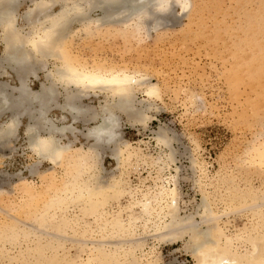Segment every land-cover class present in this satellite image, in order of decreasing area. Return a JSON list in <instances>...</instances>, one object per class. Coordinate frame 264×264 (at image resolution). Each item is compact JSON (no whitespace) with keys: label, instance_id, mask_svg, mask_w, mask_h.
Masks as SVG:
<instances>
[{"label":"bare ground","instance_id":"bare-ground-1","mask_svg":"<svg viewBox=\"0 0 264 264\" xmlns=\"http://www.w3.org/2000/svg\"><path fill=\"white\" fill-rule=\"evenodd\" d=\"M24 2L28 5L20 12L23 23L19 24L18 8ZM38 2L40 0H0V43L4 47L0 69L2 72L6 62L7 66L12 63L19 79L18 85L11 89L0 81V116L7 113L6 118L0 120V146L15 138L22 115L29 117L24 132L32 152L34 139L28 134L29 128L38 127L39 138L51 136L54 141L47 158L36 156V161L28 166L31 175L46 182V189L38 191L25 177L18 176L21 202L14 204V211L5 212L0 218V259L11 264H161L155 247L145 248L146 237L151 236L157 242L169 243L187 237L186 247L194 264H264V190L255 191L250 186L239 188L231 175L223 184L224 195L202 189L201 203L197 207L201 212L182 214L178 202L179 167L175 166V173L167 170V176L163 174L176 160L172 141L177 137L161 126L154 130L156 143L167 148L156 157L143 153L122 137V115H126L131 125L141 127L153 120L154 115L150 113L153 105L146 99L159 98V86L146 80L144 75L115 68L106 60L92 62L78 51L81 44L89 45L87 39L96 40L114 30L138 42L144 41L150 27L158 26L161 19L171 15L172 3L186 11L189 0H45L52 4V9L43 17L35 8ZM162 2L167 5L163 11L158 9ZM61 4L86 9V17L74 21L62 39L48 46L49 30H60L52 23V18L64 11ZM95 11L99 13L93 15ZM6 14L11 16L14 30L9 29ZM38 69L45 78L37 90H32L26 77L28 74L38 77ZM93 73L109 82L95 84L83 79ZM131 80L137 83L132 84ZM233 83H230L231 88ZM137 91L146 99L138 100ZM59 95L63 97L61 102L57 101ZM92 96L97 98V105L88 101ZM189 98L192 101V94ZM52 106L64 110L68 120L64 115H51ZM13 120L16 122L14 134L6 131V125ZM79 122L82 126L77 125ZM111 128L115 129V138L107 135ZM79 137L85 139L87 145H76ZM253 140L244 153L245 161L252 168L264 171V130ZM107 151L115 162L110 170L103 163ZM43 161L50 166L40 171L38 167ZM191 163L199 168L200 179L205 178L203 165L196 160ZM142 164L156 170L153 184L133 188L128 172L137 171ZM58 167L64 168L61 176L55 172ZM237 191L240 202L236 204L232 199ZM226 199L233 207L242 209L248 205L252 218L258 221L238 230L230 229L228 220H223L213 207L217 201ZM196 214L198 220L194 217ZM23 242L26 247L15 254L5 248L7 243ZM67 242L79 253L70 255L64 248Z\"/></svg>","mask_w":264,"mask_h":264},{"label":"rangeland","instance_id":"rangeland-1","mask_svg":"<svg viewBox=\"0 0 264 264\" xmlns=\"http://www.w3.org/2000/svg\"><path fill=\"white\" fill-rule=\"evenodd\" d=\"M189 3L188 11H182L178 4L172 3L171 15L161 19L157 28L148 25L150 28L144 41L138 42L114 30L96 40L87 39L89 45L81 44L79 50L74 48L92 62L106 60L115 68L144 75L146 80L159 86V98L146 99L141 91L136 92L138 100L145 98L153 105L150 113L154 118L149 126L131 125L126 115H122V137L154 157L167 150L156 143L154 130L161 126L177 137L172 141L176 160L163 174L175 173V166L179 167L178 202L182 214L201 212L197 207L201 203L202 189L224 195L223 184L231 175L239 188L250 186L255 191L264 190L263 169L249 166L244 155L255 136L264 130V0H189ZM27 5L22 4L20 11ZM232 69H235L234 76ZM232 76L236 78L233 80ZM232 82L237 85L234 87L233 83L231 88ZM191 94L192 101L189 100ZM88 101L98 104L96 97ZM25 124L23 119L15 138L0 146V218L4 217L3 213L14 211V204L21 202L19 175L38 191L46 189L45 181L28 172V166L37 157L25 138ZM78 139L76 145H87L85 139ZM106 153L103 163L110 170L115 162L108 156L109 152ZM191 160L203 165L205 178L200 179L199 168L192 165ZM40 165V171L50 166L45 161ZM55 172L61 176L64 168L58 167ZM155 174L156 170L142 164L137 171L128 172V180L133 188H145L153 184ZM232 200L236 204L240 202L238 191ZM231 206L227 199L217 201L213 206L223 220H228L230 229L238 230L258 221L256 217L252 218L248 205L242 209ZM75 212L79 213L77 209ZM194 217L199 219L198 214ZM186 240L187 237H183L172 243L157 242L147 236L145 248L154 246L160 253L161 264H194ZM71 246L68 242L64 244L70 255L79 253ZM25 247L24 242L5 244L10 254ZM82 255L86 257L85 252ZM0 264L11 263L0 259Z\"/></svg>","mask_w":264,"mask_h":264},{"label":"snow or ice","instance_id":"snow-or-ice-1","mask_svg":"<svg viewBox=\"0 0 264 264\" xmlns=\"http://www.w3.org/2000/svg\"><path fill=\"white\" fill-rule=\"evenodd\" d=\"M61 7L64 8V11L57 17L52 18V23L56 25V27L60 30L56 29H51L49 30L48 34V40L47 44L48 46L54 45L58 40L62 39L63 36L67 34V28L76 20L79 19H84L86 17V9L84 8H78L76 5H72L71 8L65 7L63 4L60 5ZM90 7V5H89ZM167 5L165 3H160L158 6V9L163 11ZM35 8L39 10L41 17L49 15L51 9H52V4L45 2V0H40L35 5ZM7 15L8 19V27L9 29L14 30V23L12 21V18L10 15ZM143 17H141L142 19ZM47 23V22H45ZM83 79L89 83H95V84H102V83H108L109 81L103 80L98 74H90L86 75L83 77ZM143 83L144 81H140ZM132 84L137 83L135 80H131ZM73 112L76 111V109H72ZM16 129V122L13 120L11 124L6 125V131H11L12 134L15 133ZM28 134H30L33 139H34V147H33V152L39 159H45L48 157V155L51 153L53 146H54V141L51 138V136H48L47 138H39L41 136V130L37 128H29ZM90 135L92 133H89ZM107 135L110 138H115V129L111 128L108 130ZM100 140L103 139V136L99 137ZM167 142V141H166ZM39 161H37L38 163ZM175 203V201H174ZM193 229L194 232L193 234L195 235L196 232V225L193 220Z\"/></svg>","mask_w":264,"mask_h":264},{"label":"crops","instance_id":"crops-1","mask_svg":"<svg viewBox=\"0 0 264 264\" xmlns=\"http://www.w3.org/2000/svg\"><path fill=\"white\" fill-rule=\"evenodd\" d=\"M24 4H25V2H24ZM23 4V5H24ZM22 6V5H21ZM20 8V7H19ZM18 8V22H19V24H22L23 23V20H22V18H21V15H22V13H20V12H23V10L22 11H20V9ZM20 16V17H19ZM22 20V22H20ZM3 54H4V47H3V45H2V43H0V59L2 58V56H3ZM1 62L2 63H5V61L3 62V59L1 60ZM12 65V63H8V66H7V62L5 63V65L3 66V70H2V72H1V69H0V81L2 80L3 82H2V84H4V82H6L5 84H8V89H11L13 86H16V85H18V81H19V79L17 80V75H16V70L14 69V67L12 66L11 67V65ZM51 65V64H50ZM9 67H11V68H9ZM1 68V67H0ZM5 69H6V71H5ZM12 69H14V73H15V75H14V73H13V70ZM3 71L5 72V73H3ZM37 72V76L39 77H34L33 75H31L30 74V76H29V74H28V76L26 77V83H28L27 85L32 89V90H37L38 88H36V89H34V87L35 86H38V85H40V83L44 80L43 78H45V77H43L44 76V74H43V71L41 70V69H38V71H36ZM39 73V74H38ZM12 74V75H11ZM23 74H26V73H23ZM22 74V75H23ZM3 76V77H2ZM12 78L11 80H10V78ZM34 77V78H33ZM7 80V81H6ZM29 81H31V82H29ZM40 81V82H39ZM8 82V83H7ZM16 82V83H15ZM0 84H1V82H0ZM13 84V85H12ZM12 85V86H11ZM31 85V86H30ZM4 87V86H3ZM38 87H40V86H38ZM14 91V90H13ZM60 97V98H59ZM59 97H58V99H57V101L58 102H61L62 100H63V97H61V95H59ZM93 97V96H92ZM91 97V98H92ZM85 100V99H84ZM59 108V109H58ZM54 112V114L55 115H57V116H65L66 117V121L68 120V114H66V113H64L65 111L64 110H60V107L59 106H52V108H51V112ZM57 111V112H56ZM7 115V113L5 114H3V115H1L0 116V120H2V118H4L5 116ZM28 118L29 117H27V115H22L21 116V119L23 120H28ZM21 120V121H22ZM92 122V121H91ZM78 124H80L79 126H82V124L79 122V123H77V125ZM81 138V137H80Z\"/></svg>","mask_w":264,"mask_h":264}]
</instances>
